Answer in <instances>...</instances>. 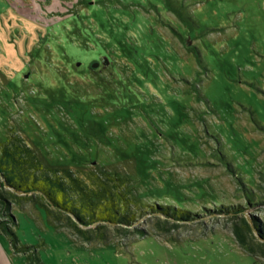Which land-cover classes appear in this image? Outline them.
<instances>
[{
  "label": "rangeland",
  "instance_id": "obj_1",
  "mask_svg": "<svg viewBox=\"0 0 264 264\" xmlns=\"http://www.w3.org/2000/svg\"><path fill=\"white\" fill-rule=\"evenodd\" d=\"M11 130L60 173L119 176L101 184L139 218L82 233L0 188V230L31 245L15 264L264 263L235 233L258 244L243 218L264 225V0H0V142ZM220 205L243 217L204 211Z\"/></svg>",
  "mask_w": 264,
  "mask_h": 264
},
{
  "label": "trees",
  "instance_id": "obj_2",
  "mask_svg": "<svg viewBox=\"0 0 264 264\" xmlns=\"http://www.w3.org/2000/svg\"><path fill=\"white\" fill-rule=\"evenodd\" d=\"M69 171L60 173L58 170L45 166L36 153L23 141L22 136L18 135L14 130L10 131L6 141L0 142V188L6 189L9 186V189L12 187L14 190L23 191V195H27L30 192H39L41 197L46 200V202L44 199L43 201L41 200V204L46 207L49 213L52 208L57 211V218L64 217L63 214L66 213L69 223L82 233H85L86 227L99 230L109 226H130L139 219L135 212L121 208L119 200L123 201L126 206L129 204L126 201L124 192L118 191V197H116V191L113 188H107L101 184L104 179L109 177V180H113L119 186V180H121L119 176L114 177L109 172L103 171L106 178L93 176V174L89 178L87 177L88 179H81L75 173L71 174ZM28 172H30L32 177L29 176ZM9 191H11L10 194L12 193L17 198L23 196L14 194L12 190ZM0 198L7 202L6 195L2 191H0ZM95 198L98 199L96 200ZM149 206L152 213H160L166 216V218L183 222L203 217L199 213H191L189 210L182 209L181 207L164 204ZM241 208L240 205H220L218 210L204 208V211L230 214L241 218L243 217ZM145 212L148 213L146 210ZM243 220H245V226L251 230L255 229L254 231L257 232L260 239L258 244L253 240L248 242L246 238L247 233L244 230H235L238 242L245 246L248 253L253 256V251L257 247L263 249L264 225L255 220H252V222L247 221L245 218ZM9 234L15 250L21 251L29 249V246H31L18 245L16 232L9 231ZM189 248L198 251L194 245H191Z\"/></svg>",
  "mask_w": 264,
  "mask_h": 264
},
{
  "label": "crops",
  "instance_id": "obj_3",
  "mask_svg": "<svg viewBox=\"0 0 264 264\" xmlns=\"http://www.w3.org/2000/svg\"><path fill=\"white\" fill-rule=\"evenodd\" d=\"M19 252L14 249L11 236L0 230V264H15L14 255Z\"/></svg>",
  "mask_w": 264,
  "mask_h": 264
},
{
  "label": "flooded vegetation",
  "instance_id": "obj_4",
  "mask_svg": "<svg viewBox=\"0 0 264 264\" xmlns=\"http://www.w3.org/2000/svg\"><path fill=\"white\" fill-rule=\"evenodd\" d=\"M95 69V68H94Z\"/></svg>",
  "mask_w": 264,
  "mask_h": 264
}]
</instances>
